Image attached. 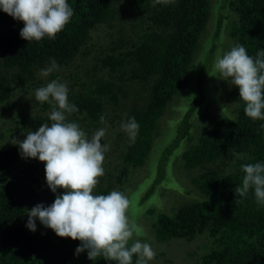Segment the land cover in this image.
<instances>
[{
	"label": "trees",
	"instance_id": "1",
	"mask_svg": "<svg viewBox=\"0 0 264 264\" xmlns=\"http://www.w3.org/2000/svg\"><path fill=\"white\" fill-rule=\"evenodd\" d=\"M209 2L173 0L154 6L153 0H68L74 15L64 30L55 39L30 43L20 36L24 23L0 10V103L18 94L24 105L16 107L20 105L21 110L32 116L28 124L50 125L49 114L44 113L51 106L35 100V90L41 85V80L34 77L35 70L51 65L53 59L59 67L71 63L83 52L99 25L111 27L113 20L128 22V31L119 22L118 38L96 57L90 67L92 73L84 78L78 73L69 75L73 90L68 92V100L78 111L66 115L69 121L84 128L91 126L90 121L105 118L108 107L112 111L121 107V97L127 96L130 87L139 86L146 92L140 107L133 104L124 114L114 115L122 122L135 117L140 126L138 135L134 142L126 136V149L122 147L118 154L120 162L107 172L106 186L98 184L94 192L125 193L131 169L144 165L146 160L153 171L137 184L145 181L147 188L142 198L150 197L157 185L166 180L177 187L169 174L173 162L188 171L197 169L192 182L200 194L198 198L184 199L169 212L148 209L147 213L154 217L151 225L155 239L193 241L198 237L202 240L197 245L199 252L188 253L194 255V264H264V206L255 202L252 192L245 198L237 197L242 200L239 205L234 203V189L244 175L241 166L264 163V127H261L264 121L247 117L240 99L231 113L226 112L218 93L206 85L210 55L219 47L221 38L211 40L198 67L189 75L210 17ZM228 3L236 16L228 30L230 45H242L255 57L264 49V0H228ZM221 20L218 19L217 26ZM188 82L192 83L190 93L194 95L188 93L181 117L168 120V131L157 139L160 118ZM230 89L239 98V89L234 86ZM28 92L30 96H26ZM208 98L225 112L212 116L215 117L212 124L204 121V127L200 128L197 124L198 134L194 135L193 117ZM20 157L18 145L0 149V264H115L102 257L89 260L87 250L77 255L79 240L58 237L42 224L39 232H29L26 227L29 209L23 197L33 204L36 193L25 187L19 193L14 189L18 186L16 181L5 177ZM36 168L29 163L23 172L32 176ZM33 180L44 184L42 178ZM49 191L45 198L53 203L57 193Z\"/></svg>",
	"mask_w": 264,
	"mask_h": 264
},
{
	"label": "clouds",
	"instance_id": "2",
	"mask_svg": "<svg viewBox=\"0 0 264 264\" xmlns=\"http://www.w3.org/2000/svg\"><path fill=\"white\" fill-rule=\"evenodd\" d=\"M171 2L153 0L154 6ZM0 10L24 23L20 36L29 43L55 39L74 15L68 0H0ZM58 67L53 59L42 75L47 77ZM208 74L238 88L246 116L264 121V49L253 57L237 44L216 55ZM68 91L67 85L58 80L37 88L35 100L51 106V124L44 123L38 130L27 132L22 141H11L18 145L23 158L45 163L47 185L53 193L63 189V194L56 195L50 206L38 204L27 210L26 227L35 232L38 219L58 237L79 240L81 246L76 254L87 250L92 261L102 257L115 264H133L135 257V264H150L156 252L151 244L142 242L141 229L129 218L125 193L113 190L106 195L94 194L99 178L105 174L103 164L109 147L101 141L106 130L101 128L89 137L78 123L68 120L66 114L78 111L69 103ZM100 120L105 122L103 116ZM139 127L135 117L121 124L130 142L135 141ZM234 155L243 158L238 153ZM241 171L244 175L234 189V203L239 205L242 200L237 197L245 198L252 192L255 202L264 206V163L243 164Z\"/></svg>",
	"mask_w": 264,
	"mask_h": 264
},
{
	"label": "rangeland",
	"instance_id": "3",
	"mask_svg": "<svg viewBox=\"0 0 264 264\" xmlns=\"http://www.w3.org/2000/svg\"><path fill=\"white\" fill-rule=\"evenodd\" d=\"M209 3L210 17L206 26V31L198 43L197 53L191 65L189 75H192L191 71H194L196 67H198L197 64L200 58L203 59L202 54L204 50H206L207 46L214 37L221 38L222 41L218 43L219 47L215 49L214 54L210 55V61L207 66L208 72H212L213 62L216 57L215 53L218 52L219 54H223L231 49L230 44L232 43V39L228 35V30L236 18L235 13L231 9L228 0H210ZM219 18L222 20L220 25L217 26ZM119 22L124 24V31L130 30L128 22ZM119 22L117 20H113L111 27L99 25L94 31H92V38L89 39L83 47V52L77 55L71 63L60 66L57 70L50 72L47 77L42 75V70L49 68L51 65H46L43 68H37L34 72V77L35 79L41 80V85L39 86H45L52 80H58L59 82L67 85L69 90L68 92L73 90V87L70 85L71 80L69 75L78 73L84 78L87 73L93 72L90 70V67L93 65L96 57L104 54L108 47L112 46V41H115L118 38V29L121 26ZM205 72H207V70H205ZM191 85L192 83L188 82L184 86L183 90L177 94L175 100L170 102L167 106L164 114L159 120L158 135H156L157 139L163 138L164 134L168 131V120H175L182 115V112H184L181 108L183 107L182 105H185L184 102H186L189 96L194 95L193 93H190L192 87ZM206 85L210 86L218 93V96H220V103L224 106L226 112L231 113V109L235 107L239 101V98L234 96L231 92L230 88L232 86H230L227 81L218 80L216 77L210 75L208 80H206ZM208 86H206V89H208ZM77 90H80V87L75 91ZM188 93H190L189 96ZM145 95L146 92L142 91L139 86H132L128 89L127 96L121 97V107L117 108L115 111H112L111 107H108L104 123H101V120L95 123H91L90 121L89 125L91 126H87L85 128L80 125L82 130H84L89 137L101 128L106 130V134L102 138L101 142L102 144L107 145L109 150L105 153V161L103 164L105 174L103 177L99 178V184L101 187L106 186V180L108 177L107 172L112 170L114 165L120 162L118 154L121 148L124 147L123 149H126V136L128 135L121 128L122 121L120 117L115 118L114 115L124 114L125 111L133 104L140 107L145 101ZM26 96H30V93L28 92ZM133 100L135 101L131 102ZM8 101L0 103V149L14 145L11 143L13 139L22 141L26 138L27 132L36 131L40 126H42L41 123L28 124L32 116H30L25 109L21 110L22 108H20V105H24L21 96L17 94L14 98L11 97ZM135 102H140L141 104L139 105ZM18 104L20 105L16 107ZM50 112L51 110L47 109L44 114L48 115ZM222 112L224 113L225 111H222L212 98H208L202 109H198L193 117L195 118L192 120L193 125L196 127L192 128L194 135L198 134L197 124L199 128L204 127V121H209L212 124V120ZM212 116L215 117L211 118ZM20 117L24 118V120H21ZM95 124L96 126H93ZM118 133L121 134V137ZM153 148H155V144H153ZM154 158L155 157H153V159ZM29 163L37 167L33 171L32 176H29L27 172H23ZM152 171L153 168L148 160H146L144 165L131 169L129 182L125 187V195L129 199L127 214L129 218L141 229L140 238L142 242L151 244L156 252V257L150 262V264H194V255H190L188 253L193 251L199 252L200 249L197 245L201 243L202 240L197 237L193 241H187L184 239H170L164 242L157 241L152 232L151 225L154 217L147 212L151 207H153L156 212H169L172 211L171 209L174 206L180 204L178 202H181L184 199L191 200L198 198L200 194L197 189H195L194 183L192 182V179L198 170L195 169L188 171L181 167L177 161L173 162L169 170V174L176 182L177 187L173 186L168 180H166L163 182L164 184L157 185V190L151 194L150 197L142 198L141 195L144 189L147 188L144 184L145 181L141 182L138 186L137 184L151 174ZM14 174L16 177H14ZM154 174H156V170H154ZM5 177L6 179L16 181L18 186L14 187V189L19 193L24 192L23 187L27 190L34 189L36 198L34 199L35 201L33 204H30L27 197H23V202L27 205L29 210L38 204H43L45 207L52 204L51 201L45 198V194L49 190V193L52 191L47 185L44 162H40L38 159L23 158L21 156L19 161L16 162V167L13 171L6 174ZM36 177L44 179V184H37L36 181L33 180ZM178 186L183 191H181ZM58 194L62 195L63 189H58L56 195ZM94 194L99 195L100 193L94 192ZM53 198L54 196H50V199ZM40 224V221L37 219L36 231L33 232L29 229V232L31 234L39 232ZM49 230L53 231L50 228Z\"/></svg>",
	"mask_w": 264,
	"mask_h": 264
}]
</instances>
